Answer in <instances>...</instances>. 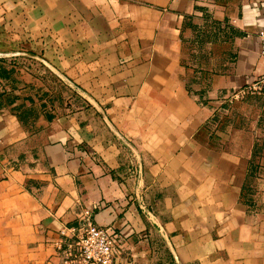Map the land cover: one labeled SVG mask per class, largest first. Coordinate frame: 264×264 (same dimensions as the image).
<instances>
[{"label": "crops", "instance_id": "0c3cea01", "mask_svg": "<svg viewBox=\"0 0 264 264\" xmlns=\"http://www.w3.org/2000/svg\"><path fill=\"white\" fill-rule=\"evenodd\" d=\"M184 15L264 30V0H0V60L39 61L94 103L29 122L0 103V264H60L85 210L119 234L117 264H264V148L202 137L219 106L162 103L186 90ZM253 69L263 57L198 79L219 94Z\"/></svg>", "mask_w": 264, "mask_h": 264}, {"label": "rangeland", "instance_id": "374dc122", "mask_svg": "<svg viewBox=\"0 0 264 264\" xmlns=\"http://www.w3.org/2000/svg\"><path fill=\"white\" fill-rule=\"evenodd\" d=\"M175 32L180 75L186 90L183 94L162 96L163 105L219 106L212 113L210 123L202 127V137L228 140L239 137L247 142L249 148L253 146V151L264 148L263 128L261 131L257 129V124L264 120V86L260 83L264 74L256 75L253 69L251 77L242 87L219 94H210L202 85V79H198L200 73L201 76L205 72L221 73L242 59L251 66L257 56L261 57L258 32L238 31L230 20L193 15L178 17ZM156 99L159 96H139L133 102L139 100L140 104H148L155 103ZM89 102L39 61L0 60V103L20 120H52L81 107L94 106L92 101ZM254 163L260 168L264 161L255 158Z\"/></svg>", "mask_w": 264, "mask_h": 264}, {"label": "built area", "instance_id": "2783aa9c", "mask_svg": "<svg viewBox=\"0 0 264 264\" xmlns=\"http://www.w3.org/2000/svg\"><path fill=\"white\" fill-rule=\"evenodd\" d=\"M264 58V30L258 32ZM260 83H263L262 80ZM119 234L112 226L95 223L93 211L85 210L76 226L64 228L55 244L60 264H117Z\"/></svg>", "mask_w": 264, "mask_h": 264}]
</instances>
